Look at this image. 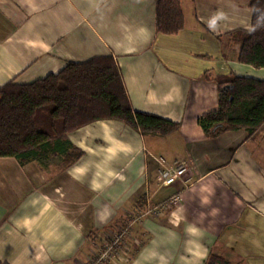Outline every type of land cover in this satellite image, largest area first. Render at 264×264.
<instances>
[{
  "label": "crops",
  "instance_id": "1",
  "mask_svg": "<svg viewBox=\"0 0 264 264\" xmlns=\"http://www.w3.org/2000/svg\"><path fill=\"white\" fill-rule=\"evenodd\" d=\"M156 1L0 0V84L111 55L133 108L180 122L161 136L95 120L70 132L83 153L64 168L0 156L2 261L88 264L144 204L160 214L136 221L106 264H204L210 252L264 264V138L247 140L245 129L210 137L198 123L218 107L205 70L264 79V67L238 61L237 44L218 37L250 27V0H180L175 34L157 31ZM158 155L185 160L184 179L161 185Z\"/></svg>",
  "mask_w": 264,
  "mask_h": 264
},
{
  "label": "trees",
  "instance_id": "2",
  "mask_svg": "<svg viewBox=\"0 0 264 264\" xmlns=\"http://www.w3.org/2000/svg\"><path fill=\"white\" fill-rule=\"evenodd\" d=\"M249 4L253 10L250 27L218 37L226 35L237 44L238 61L260 68L264 67V0H250ZM155 9L158 32L175 34L183 28L180 0H157ZM204 76L218 89V107L198 117L205 134L214 137L245 129L247 140L262 141L264 79L209 70ZM100 119L134 124L144 135L166 136L180 128V122L133 108L113 56L96 55L68 61L57 73L31 82L10 79L0 84V156L15 157L22 165L36 160L44 168L54 160L57 167L64 168L83 153L71 141L70 132ZM144 208L143 204L140 209ZM0 264L10 263L0 259ZM204 264L248 263H233L223 254L210 252Z\"/></svg>",
  "mask_w": 264,
  "mask_h": 264
},
{
  "label": "built area",
  "instance_id": "3",
  "mask_svg": "<svg viewBox=\"0 0 264 264\" xmlns=\"http://www.w3.org/2000/svg\"><path fill=\"white\" fill-rule=\"evenodd\" d=\"M156 161V178L161 185H171L176 183L178 180H183L184 176L189 171V165L185 160L169 161L165 156L158 155L156 157ZM179 201L180 193H174L168 197L162 206L177 204ZM160 212V206H147L143 211L140 210V213L136 212L133 216H131L128 223L124 227L120 228L118 231L113 233L110 238H108V241L102 247L103 249L88 264H104L116 257L121 248L124 236L128 233L131 226L136 221H139L145 213L158 215Z\"/></svg>",
  "mask_w": 264,
  "mask_h": 264
},
{
  "label": "rangeland",
  "instance_id": "4",
  "mask_svg": "<svg viewBox=\"0 0 264 264\" xmlns=\"http://www.w3.org/2000/svg\"><path fill=\"white\" fill-rule=\"evenodd\" d=\"M186 31L188 32V29H186ZM94 257H92L93 259ZM256 258H263V257H259L256 253L253 254V259H256ZM92 260H89V262H91ZM260 264H262V262H259Z\"/></svg>",
  "mask_w": 264,
  "mask_h": 264
}]
</instances>
